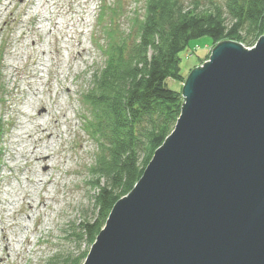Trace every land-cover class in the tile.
Here are the masks:
<instances>
[{"label":"rangeland","instance_id":"rangeland-1","mask_svg":"<svg viewBox=\"0 0 264 264\" xmlns=\"http://www.w3.org/2000/svg\"><path fill=\"white\" fill-rule=\"evenodd\" d=\"M110 7L114 16L101 22ZM146 12L147 0H0V229L14 246L7 256L0 232V264H70L91 251L95 243L77 238L97 215L90 184L98 148L84 131L82 101L103 66L105 27L132 44ZM218 45L193 41L182 64L186 80L170 87L183 97L190 74Z\"/></svg>","mask_w":264,"mask_h":264},{"label":"water","instance_id":"water-1","mask_svg":"<svg viewBox=\"0 0 264 264\" xmlns=\"http://www.w3.org/2000/svg\"><path fill=\"white\" fill-rule=\"evenodd\" d=\"M212 53L84 264H264V36Z\"/></svg>","mask_w":264,"mask_h":264},{"label":"trees","instance_id":"trees-1","mask_svg":"<svg viewBox=\"0 0 264 264\" xmlns=\"http://www.w3.org/2000/svg\"><path fill=\"white\" fill-rule=\"evenodd\" d=\"M220 4L147 0L132 44L119 29L105 27L108 42L98 43L103 66L93 74L82 101L87 113L84 131L98 148L90 184L97 215L84 223L78 239L85 236L95 243L114 206L132 192L155 151L174 131L184 99L168 83L185 82L182 64L190 44L209 38L214 45L234 41L251 48L264 36V0H225L226 9ZM115 12L106 8L101 22ZM110 23L114 25L113 20ZM88 253L70 264H83Z\"/></svg>","mask_w":264,"mask_h":264},{"label":"bare ground","instance_id":"bare-ground-1","mask_svg":"<svg viewBox=\"0 0 264 264\" xmlns=\"http://www.w3.org/2000/svg\"><path fill=\"white\" fill-rule=\"evenodd\" d=\"M232 42H234V41H232ZM239 44H241V43H239ZM81 51H82V49H81ZM182 108H184V107H182ZM55 122L58 123V120H55ZM44 127L45 126L43 124H39L38 125V128L41 130V132L43 134H45L49 139H51L52 136H53L52 133L48 132V130L45 129ZM28 137L31 138L29 135H28ZM34 145H36V147H34L33 149L31 148V150L28 151V154L33 155L34 154L33 150L36 151L38 149L37 143H35ZM40 155H41V157H40L41 160L45 161L47 164H50L51 156L49 154H47V153H43V154L39 153V156ZM39 182L43 183V181H39ZM49 183H52V180L49 181ZM43 204H45L44 200L41 202V205H43ZM28 205L30 206L31 209L34 208V206L30 202H28ZM0 232H1L2 242H3L4 246H5V250H6L7 256H10V253L12 252L11 249H13V247H14L13 246V242H12L13 240H10L9 235L5 231V229H0ZM1 260L5 261L6 258H3Z\"/></svg>","mask_w":264,"mask_h":264}]
</instances>
